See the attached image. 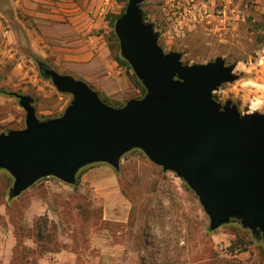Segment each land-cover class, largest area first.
<instances>
[{"label": "rangeland", "instance_id": "374dc122", "mask_svg": "<svg viewBox=\"0 0 264 264\" xmlns=\"http://www.w3.org/2000/svg\"><path fill=\"white\" fill-rule=\"evenodd\" d=\"M12 1L0 0V134L26 128L12 92L32 96L42 121L62 116L73 100L42 73L40 63L59 71L57 55L35 51L36 14ZM128 1L78 0L73 7L98 10L109 48L111 21ZM57 2L73 4L45 0L38 10L54 12ZM142 11L165 54L180 53L185 65L223 58L235 66L238 79L213 93L219 103L231 102L242 116L254 104L261 107L254 113H264V0H146ZM140 95L133 85L130 96ZM14 183L0 171V264H264L263 240L239 220L211 231L190 186L140 149L126 153L119 170L106 163L82 168L74 185L47 177L11 198Z\"/></svg>", "mask_w": 264, "mask_h": 264}, {"label": "water", "instance_id": "95a60500", "mask_svg": "<svg viewBox=\"0 0 264 264\" xmlns=\"http://www.w3.org/2000/svg\"><path fill=\"white\" fill-rule=\"evenodd\" d=\"M145 1L129 0L115 23L121 54L146 89L142 98L115 108L85 82L48 67L44 77L73 95L62 116L42 121L32 96L11 93L26 112V128L0 134V171L15 179L10 197L47 177L74 185L95 163L119 170L121 158L140 149L190 186L211 231L239 220L264 241V114L242 116L214 98L238 79L223 58L185 65L180 53L165 54L153 24L144 22Z\"/></svg>", "mask_w": 264, "mask_h": 264}, {"label": "crops", "instance_id": "0c3cea01", "mask_svg": "<svg viewBox=\"0 0 264 264\" xmlns=\"http://www.w3.org/2000/svg\"><path fill=\"white\" fill-rule=\"evenodd\" d=\"M71 1V6L57 2L55 11L46 15L38 10L40 2L45 0H13L11 6L36 14L39 35L35 51L40 56L57 55L55 64L60 74L85 82L103 102L108 101L105 103L115 108L123 107L130 99H140L130 96L133 84L127 73L112 60L104 36L99 33V28L105 25L100 17L95 19L98 10L89 14L87 10L73 7L79 5L78 0ZM118 104L123 105L119 107Z\"/></svg>", "mask_w": 264, "mask_h": 264}, {"label": "trees", "instance_id": "16d2710c", "mask_svg": "<svg viewBox=\"0 0 264 264\" xmlns=\"http://www.w3.org/2000/svg\"><path fill=\"white\" fill-rule=\"evenodd\" d=\"M125 10H126V8H124L123 11L111 21L110 26L112 29L115 27V23H116L117 19L125 13ZM109 49H110L111 54L114 55V59L119 64V66L121 68H125L127 70L126 73L129 77L130 81L134 85V87L140 91L141 95L139 96V98L142 97L143 95H145L146 94L145 87L142 85V82L138 79V77L134 74L129 63L123 58V56L120 53L119 40L117 39L114 31H112L111 35H110ZM105 102L108 103V101H105ZM122 105L123 104H118L119 107Z\"/></svg>", "mask_w": 264, "mask_h": 264}, {"label": "clouds", "instance_id": "9594fccd", "mask_svg": "<svg viewBox=\"0 0 264 264\" xmlns=\"http://www.w3.org/2000/svg\"><path fill=\"white\" fill-rule=\"evenodd\" d=\"M261 105H264V101H261ZM261 110V107L260 106H258V105H252L251 106V108H250V110H249V115H251V114H253L254 112H256V111H260ZM262 114H264V113H262Z\"/></svg>", "mask_w": 264, "mask_h": 264}, {"label": "flooded vegetation", "instance_id": "af4514ba", "mask_svg": "<svg viewBox=\"0 0 264 264\" xmlns=\"http://www.w3.org/2000/svg\"><path fill=\"white\" fill-rule=\"evenodd\" d=\"M44 67H48V66L44 64V65H43V67H40V68H41V70H42ZM48 68H49V67H48Z\"/></svg>", "mask_w": 264, "mask_h": 264}]
</instances>
